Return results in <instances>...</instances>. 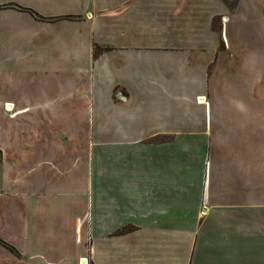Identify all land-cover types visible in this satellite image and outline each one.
<instances>
[{
    "label": "crops",
    "instance_id": "obj_1",
    "mask_svg": "<svg viewBox=\"0 0 264 264\" xmlns=\"http://www.w3.org/2000/svg\"><path fill=\"white\" fill-rule=\"evenodd\" d=\"M82 257L264 264V0H0V264Z\"/></svg>",
    "mask_w": 264,
    "mask_h": 264
},
{
    "label": "built area",
    "instance_id": "obj_2",
    "mask_svg": "<svg viewBox=\"0 0 264 264\" xmlns=\"http://www.w3.org/2000/svg\"><path fill=\"white\" fill-rule=\"evenodd\" d=\"M9 106H11V104H9V103H5V104H4V108H5V107L8 108ZM82 261H84V262H82ZM78 264H90V263H89V261H88V258H86V257H82V258L79 259Z\"/></svg>",
    "mask_w": 264,
    "mask_h": 264
},
{
    "label": "bare ground",
    "instance_id": "obj_3",
    "mask_svg": "<svg viewBox=\"0 0 264 264\" xmlns=\"http://www.w3.org/2000/svg\"><path fill=\"white\" fill-rule=\"evenodd\" d=\"M200 99V98H199ZM82 262H84V261H82Z\"/></svg>",
    "mask_w": 264,
    "mask_h": 264
}]
</instances>
